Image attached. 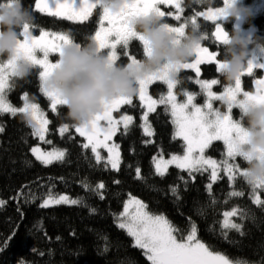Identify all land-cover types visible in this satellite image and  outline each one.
<instances>
[{"label":"trees","instance_id":"16d2710c","mask_svg":"<svg viewBox=\"0 0 264 264\" xmlns=\"http://www.w3.org/2000/svg\"><path fill=\"white\" fill-rule=\"evenodd\" d=\"M187 2L199 4V10L208 8L195 0ZM23 3L34 17V27L30 29L34 34L48 29L67 33L75 42L86 44L99 26V8L88 20L77 23L39 12L35 0ZM220 4L221 0H215L214 6ZM252 23L256 34L264 36V10L257 13ZM202 28L210 34L211 22L204 21ZM127 60L124 57L117 63L126 64ZM39 72L37 67L25 79L12 77L9 100L18 109L25 103L26 94L28 102L38 103L49 118L44 146L62 148L65 155L51 164L38 161L32 153L38 138L28 116L21 112L0 113V264H128V257L134 258L136 264H151L142 249L133 247L134 240L127 231L118 227L120 213L134 196L147 205L149 213L165 216L178 229V239L186 238L194 223L197 238L211 250L234 261L264 264V203L254 202L257 192L264 201V189L253 192L239 172L232 181L221 172L210 190L209 169L190 172L171 166L164 175L156 172V153L170 155L186 149L185 142L174 136L166 105H158L149 115L154 129L152 140L143 131L144 107L136 95L132 104H125L116 112H128L134 119L116 133L121 164L119 169H113L106 161H98L90 147H83L85 138L67 118L66 107L59 105L52 111L50 99L41 91ZM213 76H218L215 65L205 67L202 77ZM180 84V92L199 91L183 80ZM150 90L156 97L166 91L161 83L152 84ZM63 124H68L69 130L60 134ZM224 149L222 141H213L207 152L222 160ZM237 160L244 168L243 161ZM232 191L243 195L233 197ZM59 194H67L79 203L42 205L46 197ZM233 208L241 210L236 219L243 225V235L222 226L223 213ZM106 247L108 251L104 250Z\"/></svg>","mask_w":264,"mask_h":264},{"label":"snow or ice","instance_id":"6c2138e0","mask_svg":"<svg viewBox=\"0 0 264 264\" xmlns=\"http://www.w3.org/2000/svg\"><path fill=\"white\" fill-rule=\"evenodd\" d=\"M99 0H80V6L75 7V0H35V8L39 12L47 13L48 15L65 18L68 21L77 23H83L88 20L92 15L94 9H97ZM183 0H133L132 4L128 6L124 11L119 14H112L105 10L101 16V25L98 31L95 32L93 39L101 49H109L108 53L114 61H118L120 57L117 55V45L122 44L127 50L130 41L133 39L140 40L142 37H138L129 27L130 20L140 14H146L148 12L156 11L161 16L165 17L166 13L161 11L159 5H172L177 10V14L173 16L172 13H168V16H172L176 21L181 20V14L184 12L182 6ZM54 4V6H52ZM217 12H213L210 9L207 11H196L194 15L190 17L191 21L195 23L198 17H203L206 21H217ZM189 19H184L183 23L179 26H175L174 30L182 35L185 24ZM107 22L108 26H104V22ZM169 24V23H168ZM170 25V24H169ZM25 31H29L28 26H25ZM215 40L220 44L224 41L226 33L220 23L215 24V31L212 33ZM114 37V39H112ZM69 35L63 33H49L41 31L39 36L25 35L23 41L18 48V55L31 59L42 70L39 72L40 80L49 73V71L55 67V63L50 60V54H58L62 45L72 42ZM206 40V39H205ZM39 50L42 53V58L38 57L35 53ZM146 52L147 49L145 48ZM127 54V53H126ZM219 53L217 51H210L208 47L201 46L197 49L194 61L181 65L176 69L179 73L181 70H192L197 77L201 76V66L215 65V70L218 72L219 67ZM129 61H135L137 58L134 55H128ZM57 60V59H56ZM55 60V61H56ZM11 62L7 65L0 63V113H11L15 115L17 112L27 114L34 122L33 127L35 134L44 140L45 133L48 131L47 125L49 120L44 117V114L39 110V107L35 103L28 102L27 94L23 97L25 103L22 108L13 107L7 102L5 98V89L8 87V81L11 74L6 69L9 68ZM264 69V64L250 65L242 76L251 75L253 69ZM171 69H165L159 76L149 78L143 81L139 85V99L146 103L148 112L155 110L157 103H168L171 106V114L174 117V123L176 125L175 136L181 137L186 143L187 148L185 153L180 155H173L171 159L165 161L163 159L156 162V171L160 175H164L167 168L171 164H175L180 169H188L190 172H199L202 169H211V180L213 182L218 179V172L220 167L228 174L230 181L234 180L236 173L239 172L243 176V171L238 164L230 163L229 159L235 160L237 158V146L243 143L246 139V133L235 122L231 115L233 109V103L239 104L238 99L242 93V97L246 98L245 102H264V79L256 81L255 94L249 91H243L241 88V78H238L234 83V86H228L224 89L223 93L218 95L212 90L214 85H218L220 81L218 79H197L195 82L199 84L202 90L207 96V102L203 106H198L194 103L195 95L193 93H185L186 101L183 103H177V97L173 92V89L177 86V83L168 79L167 73ZM162 81L167 86V96H161L157 101L148 95L149 85L154 82ZM41 91L51 101V109L53 112L57 110L58 105H62L64 102L60 100L54 94L47 92L41 84ZM227 98L231 103L227 104V112H221L219 109L214 108L213 101H224ZM132 104V97H121L114 100L109 104L103 113L97 115L90 123L84 126H76V131L80 136L86 137L87 144H84V148H88L92 145V151L96 153L97 147L100 146L102 141L97 139V136L103 132L105 139H111L117 131L118 121L113 120L112 113L118 109L121 105ZM125 128L131 122L130 116L122 118ZM145 122L147 121V113L144 116ZM107 121L108 127L101 128L99 122ZM150 126L145 127V133L152 135L149 130ZM68 130V125L65 124L60 128L61 134ZM0 131H3L0 128ZM213 141H223L226 145V156L229 159L222 160L219 164L214 159L205 158V149ZM107 148L110 156V162L113 168L118 166V145H104ZM37 159L41 160L44 164H51L53 160H62L64 151H53L43 153L38 148L32 149ZM99 154L97 153V160H99ZM139 178V169L137 170ZM99 187H103L101 184ZM209 190L211 184L208 185ZM257 189H264V185H258L252 188L253 192ZM233 197L242 196L240 191H232L230 193ZM61 202L78 204V200H68L66 196H60L59 199H49L44 202L45 207L50 204ZM254 202L259 205L264 203L259 196H255ZM2 203V202H0ZM130 208H134L130 211ZM147 205L136 198H130L124 207V211L121 214L123 219L118 224L120 229H125L127 234L134 239L133 247L144 250L143 254L151 264H247L246 261L237 259L235 262L226 257L225 254L220 252L214 253L210 248L197 238L198 229L194 223H191L189 233L186 238L178 239L174 234L178 229L174 228L170 221L163 215H157L149 213ZM241 213V210L234 208L232 211L225 212L223 227L228 229H235L243 235V225L234 223L230 219ZM227 239V236H225ZM108 251L106 247L104 249ZM128 264H136V261L132 257H128ZM124 264V261H121Z\"/></svg>","mask_w":264,"mask_h":264},{"label":"clouds","instance_id":"9594fccd","mask_svg":"<svg viewBox=\"0 0 264 264\" xmlns=\"http://www.w3.org/2000/svg\"><path fill=\"white\" fill-rule=\"evenodd\" d=\"M133 0H99L102 13L107 10L119 14ZM217 12V23H233L221 43L218 73L226 85H232L246 73L250 65L264 64V36L256 34L252 21L257 15V6L245 0H197ZM248 25V29L244 25ZM28 26L29 31H25ZM34 17L23 0H0V63L7 65L11 77L25 79L39 67L31 59L18 55V48L25 35H30ZM129 27L142 39L138 40L143 55L135 61L119 64L108 52L99 48L92 38L88 43L72 42L62 45L58 59L42 79V87L64 103L66 116L76 126L90 123L106 107L121 97H133L139 92L141 82L159 76L165 69L168 79L179 84L181 65L188 63L197 49L207 39L198 20L187 21L183 34H178L158 12L140 14L130 20ZM71 39V36H69ZM147 49L145 52L144 49ZM258 59L261 62H258ZM255 94V93H253ZM233 108L240 110L235 122L246 133V139L237 146V157L243 161V178L250 187L264 185V102H245ZM225 103H231L225 98Z\"/></svg>","mask_w":264,"mask_h":264},{"label":"rangeland","instance_id":"374dc122","mask_svg":"<svg viewBox=\"0 0 264 264\" xmlns=\"http://www.w3.org/2000/svg\"><path fill=\"white\" fill-rule=\"evenodd\" d=\"M195 1H197V0H195ZM252 2V4H255L256 6H257V9H258V11L259 10H261V8H263L264 7V0H252L251 1ZM52 6H54V4L52 5ZM74 6L75 7H79L80 6V0H75V4H74ZM216 6H218V5H216ZM36 9V8H35ZM37 10V9H36ZM201 11H207V8H204V9H202ZM47 14V13H46ZM101 16H102V11H101V9H100V13H99V26H98V28H97V30L96 31H98L99 30V28H100V25H101ZM61 18V17H60ZM203 18V17H202ZM65 19V18H64ZM104 26H105V22H104ZM107 26H108V24H107ZM255 26V25H254ZM106 27V26H105ZM245 29H248V25L246 24V27H245ZM255 29H256V26H255ZM31 31V30H30ZM41 31H46V32H49V33H63V32H55V31H52V30H48V29H44V30H41ZM40 31V32H41ZM40 32L38 33V34H34V33H32V31H31V33L33 34V35H36V36H39L40 35ZM63 34H67V33H63ZM67 35H69V34H67ZM70 36V35H69ZM72 38V37H71ZM73 39V38H72ZM73 41H74V39H73ZM75 42V41H74ZM38 57H41L42 58V53L39 51V50H37L36 51V53H35ZM56 59H58V54H50V60H52V62H55V60ZM130 62V61H129ZM258 62H261L259 59H258ZM39 69H40V71L42 70L40 67H39ZM11 78L12 77H10L9 78V81H8V87H6V89H5V98H6V100H7V102L8 103H10L11 104V101L9 100V96H8V89H9V85H10V82H11ZM199 79H208V80H211V79H218L219 81H220V83L218 84V85H214L213 86V88H212V90L214 91V92H216L218 95H220V94H222L223 93V91H224V89L226 88V87H228V86H234V84H232V85H226L225 84V82H224V80H223V78H221V76H213V77H199ZM260 79H264V69H261V74L259 75V76H257V78L255 79V83H256V81L257 80H260ZM165 84V83H164ZM165 86H166V84H165ZM257 86V85H256ZM150 87H151V85H149V88H148V95H150L153 99H155V100H157V101H159L160 100V98H161V96H164V97H166L167 96V91L168 90H166V92L164 93V94H162L160 97H155L152 93H151V90H150ZM167 87V86H166ZM177 87V86H176ZM176 87L173 89V92H174V94L176 95V97H177V103H183V102H185L186 101V95L184 94V96L183 97H181V96H179V93L176 91ZM200 89H201V91H202V95H201V97L199 96V97H197V95H195V100H194V103H196L198 106H203V105H205V103L207 102V96H206V94H205V92L202 90V88H201V86L199 87ZM241 88H242V92L243 91H249V92H253V93H255V91H256V89L255 90H251V89H246L242 84H241ZM257 88V87H256ZM185 93H189V92H185ZM138 97H139V92H138ZM239 98H242V93H241V95H240V97ZM133 99H134V96L132 97V101H133ZM31 103V102H30ZM32 103H35V102H32ZM141 103H142V106L144 107V113H143V115H142V128H143V131H144V133H145V127L146 126H150V131L152 132V135H147L146 133H145V135L148 137V140H152L153 139V133H154V129H153V126H152V124L150 123V120H149V115H150V113L151 112H148V109H147V105H146V103H144V102H142L141 101ZM213 103V106H214V108H216V109H219L221 112H224V113H226L227 112V110L225 109V101H213L212 102ZM35 104H37L38 105V107H39V110L44 114V117L46 118V119H48L49 120V118H48V115L46 114V111L43 109V108H41V106L38 104V103H35ZM12 105V104H11ZM125 105V104H124ZM158 105H166L167 107H168V109L170 110V113H171V106H170V104H168V103H164V104H161V103H157V105H156V107H155V110H156V108H157V106ZM23 106H24V104H23ZM22 106V107H23ZM59 106V105H58ZM57 106V107H58ZM123 105H121L118 109H116V110H114L113 111V113H112V118H113V120H115V121H118L119 123H117V131H118V129H119V127L120 126H123V127H125L124 126V123H123V117H125V116H130L132 119H131V122L133 121V119H134V116H133V114H130V113H128V112H120L119 114H116V112L118 111H120V109H121V107H122ZM21 107V108H22ZM153 112V111H152ZM147 113V121L145 122V120H144V116H145V114ZM27 115V114H26ZM231 115L233 116V119L235 120V119H237V117L234 115V113H231ZM28 116V115H27ZM171 117H172V121H173V125H174V131H173V133H174V136H175V131H176V125H175V123H174V117L172 116V114H171ZM28 119H29V122H30V124L32 125V127H33V121L30 119V117L28 116ZM131 122L128 124V126L131 124ZM99 124H100V127L101 128H107L108 127V122L107 121H100L99 122ZM65 124H63V125H61L60 126V128H62L63 126H64ZM68 125V124H67ZM0 128H2V123H1V121H0ZM47 128H48V125H47ZM60 128H59V132H60ZM33 129H34V127H33ZM68 130H69V125H68ZM67 130V131H68ZM75 130H76V125H75ZM66 131V132H67ZM117 131H116V133H117ZM34 132H35V129H34ZM48 132V131H47ZM47 132L45 133V137H44V140H41L40 139V137L38 136V135H36L37 136V138H38V142L36 143V144H34L33 145V147H32V149L33 148H38V149H40V151L41 152H43V153H48V152H53V151H64L65 152V150L64 149H62V148H48V147H45L44 146V143H45V141H46V137H47ZM66 132H64L63 134H65ZM116 133L112 136V138L111 139H105V137H104V134H103V132H101L98 136H97V139L98 140H100V141H102V143L100 144V146H98L97 147V150H96V153H94V156H95V158L97 159V153L99 154V157H100V159L98 160V161H102V160H104V161H106L107 162V164L108 165H110L111 167H112V164H111V162H110V159H109V156H110V154H109V152H108V150H107V148L106 147H104V145L106 144V145H108L109 147H111L112 145H118V152H119V158H118V166H117V168H113V169H119V167H120V164H121V150H120V145H119V143L116 141V138H115V136H116ZM0 134H1V131H0ZM60 134H61V132H60ZM176 137V136H175ZM85 138V141H86V144L88 143V140H87V138L86 137H84ZM177 138H180V139H182L181 137H177ZM183 140V139H182ZM223 142V141H222ZM186 144V143H185ZM223 146H224V157L222 158V160H224V159H229L227 156H226V151H227V149H226V145H224V143H223ZM89 147L92 149V145H89ZM186 148H187V145H186ZM208 148H209V146H208ZM208 148H206L205 149V152H204V156H205V158H208V159H214V160H216L217 161V163L219 164L222 160H220V159H218V157H216V156H213V155H211L210 153H208L207 152V149ZM185 151H186V149H185ZM32 153H33V151H32ZM185 152H183V153H172V154H170V155H166V154H164V153H162V152H158V153H156L155 155H154V157H153V164H154V168H155V170H156V162L157 161H159V160H161V159H163V160H165V161H167V160H169V159H171V157L173 156V155H180V156H182L183 154H184ZM33 155L35 156V158L37 159V157H36V155L33 153ZM238 157L235 159V160H231V159H229V162L230 163H235V164H237L238 163ZM38 161H40L41 162V160H39V159H37ZM55 161H57V160H53V162H55ZM52 162V163H53ZM237 162V163H236ZM44 164V163H43ZM171 166H175V167H177L175 164H171V165H169L168 166V168H167V170L171 167ZM240 167V166H239ZM205 169H209L210 170V174H211V169L210 168H207V166H205ZM240 169L241 170H243V168L242 167H240ZM188 170V169H187ZM157 172V171H156ZM167 172V171H166ZM165 172V173H166ZM221 172H224L226 175H228L224 170H223V167L221 166L220 167V169H219V172H218V177H219V174L221 173ZM213 183V181L211 180V182H210V184H212ZM259 196V198L261 199V196H260V193L259 192H257V193H255V195H254V198H255V196ZM60 196H66V197H68V200L69 201H71V200H75V199H72V198H70L67 194H59V195H57V196H48V197H46L44 200H43V202H42V205H44V202L46 201V200H49V199H53V200H56V199H59V197ZM132 198H136V199H139L138 197H136V196H134V197H132ZM140 200V199H139ZM129 201V200H128ZM127 201V202H128ZM141 201V200H140ZM0 202H2V199L0 198ZM126 202V203H127ZM1 204L2 203H0V206H1ZM54 204H56V203H53V204H50V205H54ZM59 204H71V203H64V202H61V203H59ZM49 205V206H50ZM126 205V204H125ZM125 207V206H124ZM234 209V208H233ZM233 209H230V210H226L225 212H229V211H232ZM134 210V208H130V211H133ZM123 211H124V208H123V210H122V212L120 213V216H119V223L121 222V220L123 219V217H122V213H123ZM224 212V213H225ZM224 213H223V217H222V226H223V222H224V219H225V216H224ZM231 220H232V222H234V223H238V224H240L239 222H238V220L236 219V216H234V217H231L230 218ZM226 229V228H225ZM229 229V228H228ZM175 234V233H174ZM134 240V239H133ZM211 250V249H210ZM144 251V250H143ZM211 251H213L214 253H216V251H214V250H211ZM221 253V252H220ZM223 254V253H222ZM228 259H230L231 261H233V262H235L233 259H231L230 257H228V256H226Z\"/></svg>","mask_w":264,"mask_h":264},{"label":"flooded vegetation","instance_id":"af4514ba","mask_svg":"<svg viewBox=\"0 0 264 264\" xmlns=\"http://www.w3.org/2000/svg\"><path fill=\"white\" fill-rule=\"evenodd\" d=\"M252 0H245L246 3L252 4L251 2ZM190 6V10L188 11V7ZM182 6L184 7V12L181 14V20L180 21H176L172 16H168V13H172L173 16L175 14H177V10L175 9L174 6L172 5H159L161 11H164L166 13V16L164 17L166 22L169 23L172 26H179L180 23H183L184 19H190V17L192 15L195 14L196 11H201L199 10L200 5L199 4H195V3H188L187 0H183ZM264 10V7L261 8V10L257 11V13H260ZM198 22L201 25V30L203 31V22H204V18L202 17H198L197 18ZM214 24H216V21H212ZM213 24V26H214ZM105 26L107 27V22L105 21ZM223 26L226 30L231 31L233 28V23L230 21H224L223 22ZM246 27V24L244 25V28ZM214 32L213 28L211 30L210 34H206L207 35V39L203 42V46L204 47H208L210 51H217L219 53L218 59H220V54H222V49H221V44L218 43L215 40V37L212 36V33ZM114 39V37L112 38ZM105 52H108L109 49H104ZM117 55L121 58L127 57L128 55H134L137 59L141 58L143 55V50L142 47L139 43L138 40L133 39L132 41H130L129 43V47L126 50L122 44L117 45ZM127 53V54H126ZM119 59V60H120ZM194 61V57L189 61V62H193ZM118 62V61H117ZM127 62H129V59L127 60ZM211 65H204L201 66V75L203 73V70L205 67H209ZM261 74V69L256 68L253 69V73L251 75H244L241 77V84L246 88V89H251V90H255L256 89V83H255V79L257 78V76H259ZM219 76V73H218ZM179 77H180V83L181 80H183L184 82H187V84H196L195 82L197 79H199V77L196 76L195 72L188 69V70H181V72L179 73ZM201 77V76H200ZM155 83H163L162 81H157L154 82ZM179 83V84H180ZM177 84V86L179 85ZM152 85V84H151ZM191 93V92H189ZM225 109L227 110V104H225ZM232 113H234V115L239 118L240 116V110L238 107H234L232 109Z\"/></svg>","mask_w":264,"mask_h":264},{"label":"bare ground","instance_id":"6f19581e","mask_svg":"<svg viewBox=\"0 0 264 264\" xmlns=\"http://www.w3.org/2000/svg\"><path fill=\"white\" fill-rule=\"evenodd\" d=\"M189 11V10H188ZM204 21H206V20H204ZM209 22H211V24H212V28H213V30H214V28H215V24L212 22V21H209ZM213 24H214V26H213ZM204 71V70H203ZM202 75H203V73H202ZM202 75H201V77H202ZM217 75H218V72H217ZM220 76V75H219ZM161 84H163V83H161ZM184 84H187V82H184ZM164 85V87H165V89L167 90V87L165 86V84H163ZM181 85V84H180ZM191 86H193L194 87V85H195V87L196 88H198L199 89V91L198 92H192V91H190V90H185V91H182V92H180V91H178V87H176V91L179 93V96H181V97H183L184 96V94H185V92L187 91V92H191V93H193V94H196L197 95V97H201V95H202V91H201V89L199 88L200 87V85L199 84H190ZM162 95V94H161ZM160 95V96H161ZM160 96H158V97H160ZM118 224H119V220H118Z\"/></svg>","mask_w":264,"mask_h":264},{"label":"crops","instance_id":"0c3cea01","mask_svg":"<svg viewBox=\"0 0 264 264\" xmlns=\"http://www.w3.org/2000/svg\"><path fill=\"white\" fill-rule=\"evenodd\" d=\"M127 63H128V62H127ZM165 92H166V91H165ZM165 92H164V93H165ZM164 93H163V94H164ZM135 95H136V97L138 98V100L140 101V99H139V97H138V93L135 94ZM155 97H156V96H155ZM140 102H141V101H140ZM141 104H142V103H141ZM169 111H170V110H169Z\"/></svg>","mask_w":264,"mask_h":264},{"label":"water","instance_id":"95a60500","mask_svg":"<svg viewBox=\"0 0 264 264\" xmlns=\"http://www.w3.org/2000/svg\"><path fill=\"white\" fill-rule=\"evenodd\" d=\"M222 26H223V24H222ZM224 27V26H223ZM214 31H215V28H214ZM218 42V41H217ZM219 43V42H218Z\"/></svg>","mask_w":264,"mask_h":264}]
</instances>
